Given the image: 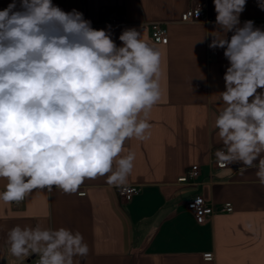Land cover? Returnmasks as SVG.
I'll list each match as a JSON object with an SVG mask.
<instances>
[{
	"label": "clouds",
	"instance_id": "obj_1",
	"mask_svg": "<svg viewBox=\"0 0 264 264\" xmlns=\"http://www.w3.org/2000/svg\"><path fill=\"white\" fill-rule=\"evenodd\" d=\"M213 2L218 30L209 47L224 49L230 64L215 120L223 148L214 155L221 167L256 166L264 185V30L252 20L241 26L246 0ZM257 3L264 11V0ZM119 40L117 47L110 31L94 29L83 13L65 12L52 0H12L0 10L5 204H19L35 189L75 193L86 179L102 176L111 186L126 184L135 153H121L126 140L150 135V112L161 99V53L134 28ZM8 243L13 256L36 254L38 264H74L89 252L81 233L66 228L16 226ZM203 259L211 262L213 254Z\"/></svg>",
	"mask_w": 264,
	"mask_h": 264
},
{
	"label": "crops",
	"instance_id": "obj_2",
	"mask_svg": "<svg viewBox=\"0 0 264 264\" xmlns=\"http://www.w3.org/2000/svg\"><path fill=\"white\" fill-rule=\"evenodd\" d=\"M9 3L12 0H0V10ZM52 3L65 12L83 13L94 29L110 31L117 47L125 29L141 32L161 53V99L150 112L149 137L126 140L121 153H135L125 185H140L141 192L125 201L119 187L102 176L86 179L75 193L53 187L51 192L35 189L19 204L0 200V264H30L37 256L17 258L10 253L8 233L16 226L81 233L89 252L74 257V264H264V185L256 176L257 167L213 165L217 148L223 146L215 127L224 106L217 103L218 93L225 90L223 77L230 66L224 49L209 47L211 33L218 30L213 0ZM191 4L204 7L203 20H181ZM110 12L118 14L117 23L109 21ZM247 20L264 30V11L257 0H246L241 26ZM157 21L167 26V44L152 38L151 24ZM232 34H226L229 40ZM193 165L200 167L198 177L180 182ZM6 184L0 178V192ZM196 195L215 205L231 202L234 209L199 223L188 208ZM206 252H213L214 260L206 262Z\"/></svg>",
	"mask_w": 264,
	"mask_h": 264
},
{
	"label": "built area",
	"instance_id": "obj_3",
	"mask_svg": "<svg viewBox=\"0 0 264 264\" xmlns=\"http://www.w3.org/2000/svg\"><path fill=\"white\" fill-rule=\"evenodd\" d=\"M197 9L199 11L197 12ZM205 17V10L204 7L201 5H194L191 4L183 13L181 16V20L183 22H193V21H199L203 20ZM108 19L112 23L118 22V14L116 12H110L108 13ZM151 35L152 38L156 41H159L163 44H167L169 41V34L168 29L165 23L157 21L153 22L151 24ZM223 146H220L217 148V150L222 149ZM213 165L217 168H227L229 165H226L224 167H221L217 163L216 157H214ZM200 167L199 165H193L187 174L180 177L178 180L180 182H189L192 180H195L199 175ZM141 192L140 185H134V184H127L122 187H119V195L121 199L125 201H130L135 195L139 194ZM81 194H84L82 192ZM23 202V201H22ZM188 208L193 213V216L199 223H204L208 219H210L213 215L216 213H229L232 212L234 207L231 202H226L221 205H215L213 203H209L202 195H196L188 202ZM213 254V260L215 258V254L213 252H210ZM38 256H35L31 258L30 264H38Z\"/></svg>",
	"mask_w": 264,
	"mask_h": 264
}]
</instances>
